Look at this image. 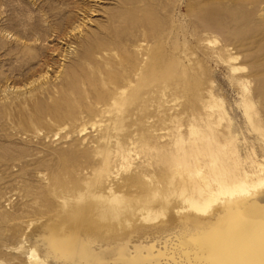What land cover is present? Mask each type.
<instances>
[{
	"label": "rangeland",
	"instance_id": "obj_1",
	"mask_svg": "<svg viewBox=\"0 0 264 264\" xmlns=\"http://www.w3.org/2000/svg\"><path fill=\"white\" fill-rule=\"evenodd\" d=\"M258 163L264 0H0V264L30 244L69 264L31 238L58 227L130 255L92 264H194L171 200L202 205ZM109 190L118 212L88 227Z\"/></svg>",
	"mask_w": 264,
	"mask_h": 264
},
{
	"label": "bare ground",
	"instance_id": "obj_2",
	"mask_svg": "<svg viewBox=\"0 0 264 264\" xmlns=\"http://www.w3.org/2000/svg\"><path fill=\"white\" fill-rule=\"evenodd\" d=\"M83 50L84 52L89 51L86 46H83ZM81 131L84 130L82 129ZM256 165L260 171L264 172V166L259 163ZM212 182L214 184V189L207 194V199L202 205L193 203L189 198L184 201H182L180 197L171 200L170 207L173 209L174 215L179 217L178 220L174 222L173 233L177 231L180 236L184 237L189 235L191 237L193 242L191 243V240H189L192 244L190 246L191 248L187 247L185 251L189 252L192 249L194 250V264H264V178L245 175L243 178L238 179H227L223 177L214 179ZM109 193L110 195L105 198L98 197L88 200L89 202L87 206L91 203L93 204L92 208L89 206L91 210L87 214V222L89 223L88 227L94 225L100 230L101 221H99L95 215H101L102 217V215H115L118 212L120 205L118 197L110 190ZM155 199H158V195H155ZM95 205L99 206L96 211L93 208ZM70 209L68 212L71 213L72 209L71 211ZM162 223L163 222L161 221L160 224ZM171 225H173V223ZM62 231V228L59 227L52 228L51 231L47 232L44 230H37L36 232H33L31 238L32 240L33 238L38 239L37 242L46 246L47 250L44 251L47 252L45 253L49 254L53 259L56 260L59 257H64L66 260L70 261L69 264H71V262L80 263L81 260H83L81 263L89 262L90 256L94 257L100 253H105L106 255L109 254L113 257H118L115 255L123 257L127 256L126 253L128 252H126L127 248L125 247L124 242L118 241L116 243L113 239L110 242L114 245L112 251H104L105 249L101 250L102 248L100 250H95L85 244L86 237L84 238V243H80L77 239L76 241L72 239L74 242L69 244V238L67 241L66 237L71 233H64V231ZM82 239L83 238H81L80 241H82ZM19 242H22L23 244L26 240L24 239ZM109 244H104V248L109 249ZM35 250L36 247L34 245L31 246L30 244V246H27L25 252L27 257V260L25 261L27 264H33L36 260L33 259L32 256ZM67 253L68 256L66 255ZM39 255L37 259H41L44 264H47L46 257L41 256V254L40 256L43 257L41 258ZM87 255L89 257H87ZM77 257L78 259H75ZM55 262L58 263V261H54V263ZM54 263L52 261L51 264Z\"/></svg>",
	"mask_w": 264,
	"mask_h": 264
}]
</instances>
